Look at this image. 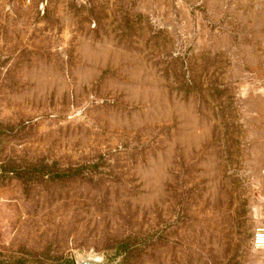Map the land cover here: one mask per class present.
I'll use <instances>...</instances> for the list:
<instances>
[{"label":"rangeland","instance_id":"obj_1","mask_svg":"<svg viewBox=\"0 0 264 264\" xmlns=\"http://www.w3.org/2000/svg\"><path fill=\"white\" fill-rule=\"evenodd\" d=\"M258 72L264 0H0V264H264Z\"/></svg>","mask_w":264,"mask_h":264},{"label":"trees","instance_id":"obj_2","mask_svg":"<svg viewBox=\"0 0 264 264\" xmlns=\"http://www.w3.org/2000/svg\"><path fill=\"white\" fill-rule=\"evenodd\" d=\"M194 87L195 86H193V82H191V84L189 86L188 85L185 86V92L191 91V88H194ZM215 92H218V89L216 87H215ZM41 169H46V170L49 171L48 175H49L50 179H52V180H61V179L70 178V177L74 176L76 173H78V171L80 170V167H76V168L70 169V170L69 169L68 170H60V169H55V168L49 167L46 164H36V165L31 167V170H28V171H18V170H16V177L20 178L24 182H26L31 177L42 174ZM0 170L3 171V168H1ZM7 171H9V170H7ZM120 247L122 249L126 248L125 244H123V243L121 244ZM122 253H123V258L118 264H126V260H127L126 253H127V250H126V252H122ZM67 261L69 263H71V264H75L74 260H67ZM14 264H23V263L17 261Z\"/></svg>","mask_w":264,"mask_h":264},{"label":"crops","instance_id":"obj_3","mask_svg":"<svg viewBox=\"0 0 264 264\" xmlns=\"http://www.w3.org/2000/svg\"><path fill=\"white\" fill-rule=\"evenodd\" d=\"M244 63H247V60H244ZM257 76H259V81L262 84L263 88V92L259 91L258 94L256 95V102L254 104V108L257 110H254L252 112H258L257 115H259V120H263V115L264 112H262L260 110L261 107V103H264V74L263 73H256ZM259 110V111H258ZM260 122V121H259ZM256 132V133H255ZM255 134L249 136V140H252L254 142V144H258V146H260V170H259V180H258V184H259V194H264V124H260V128L257 129L255 128L254 131Z\"/></svg>","mask_w":264,"mask_h":264},{"label":"built area","instance_id":"obj_4","mask_svg":"<svg viewBox=\"0 0 264 264\" xmlns=\"http://www.w3.org/2000/svg\"><path fill=\"white\" fill-rule=\"evenodd\" d=\"M251 244L256 249L264 248V224L258 225L252 234Z\"/></svg>","mask_w":264,"mask_h":264},{"label":"water","instance_id":"obj_5","mask_svg":"<svg viewBox=\"0 0 264 264\" xmlns=\"http://www.w3.org/2000/svg\"><path fill=\"white\" fill-rule=\"evenodd\" d=\"M78 264H101V263L91 261V260H82Z\"/></svg>","mask_w":264,"mask_h":264}]
</instances>
